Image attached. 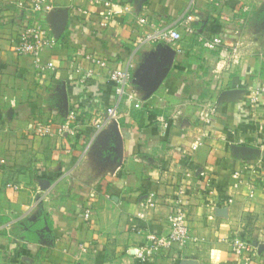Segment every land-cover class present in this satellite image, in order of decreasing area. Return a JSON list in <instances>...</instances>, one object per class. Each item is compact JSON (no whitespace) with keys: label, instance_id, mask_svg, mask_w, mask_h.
Wrapping results in <instances>:
<instances>
[{"label":"crops","instance_id":"crops-1","mask_svg":"<svg viewBox=\"0 0 264 264\" xmlns=\"http://www.w3.org/2000/svg\"><path fill=\"white\" fill-rule=\"evenodd\" d=\"M28 1L0 0V264H244L232 252L236 235L260 244L252 264H264V96L249 103V88L264 83V53L211 51L186 31L190 25L209 36L253 38L262 48L264 0H111L116 13L104 30L105 6L52 0L59 42L42 60L57 68L43 75L14 49L32 22L20 5ZM137 15L178 29L182 40L139 43L150 25ZM78 48L129 70L142 107L118 102L104 75L64 85ZM111 105L117 112L109 117ZM73 106L85 112L76 138L31 132L30 124L59 122ZM210 106L216 111L208 121ZM179 184H187L196 240L151 259L134 256L129 250L143 246L146 233L168 232V196ZM150 192L156 205L144 206Z\"/></svg>","mask_w":264,"mask_h":264},{"label":"built area","instance_id":"built-area-1","mask_svg":"<svg viewBox=\"0 0 264 264\" xmlns=\"http://www.w3.org/2000/svg\"><path fill=\"white\" fill-rule=\"evenodd\" d=\"M74 1L75 0H69L70 7H74ZM91 3L96 6L103 5L107 8L106 12H104L99 19V26L103 30L108 28L116 13L113 2L111 0H91ZM20 5L30 12L29 19L31 18L30 21L32 22L26 23L23 30L20 32L15 42V52L21 56L31 57L39 75H43L46 71L56 70L57 66L53 61L45 63L42 60L44 52L54 48L59 42V35L51 23V16L55 11L54 2L52 0H29L27 4L24 2ZM81 12L87 14L85 10H81ZM137 17L140 25H150V30L138 38L139 43L153 42L157 44L166 43L177 45L183 38L182 33L178 29L165 27L161 22H154L143 15H137ZM186 31L189 34H194L197 37L198 43L211 51L232 52V55L236 56V58L242 55L243 50L246 48H253L258 52L264 53V47L261 48L258 40L253 38L246 43L244 40H233L221 34L209 36L199 32L190 25L186 27ZM83 61L87 62V65H84ZM102 75H104L103 81L106 84L112 85L114 95L118 102L125 100L126 104H133L137 109L142 107V102L135 103L134 101L138 98L136 91L132 87L133 79L129 70L123 69L119 65L110 66V59L108 57L95 52H83L81 48H78L73 55L64 85L74 84L86 86L90 80L97 79ZM249 91V103L253 107L258 104L264 96V83L257 87H250ZM215 111L216 108L210 106L206 120L209 121V114ZM116 112L117 107L115 105L105 108L106 116L112 117ZM100 115L93 120L95 128L98 130L102 128L105 120V117L102 118ZM84 116V111L81 112L77 106H73L72 109H68L64 118L59 122L53 119L36 121L30 124L29 128L34 135L40 137H54L61 140L74 139L78 134V126L81 124ZM163 126L167 127V123L164 122ZM197 145L198 144L193 145L194 150L197 148ZM0 162L4 163L5 160L1 159ZM116 162V159H113L112 165L113 163L117 165ZM198 174L202 178V185L209 189L211 187V180L201 171H199ZM186 175L191 176V173L188 172ZM235 176L238 177L239 173H236ZM6 188L19 190L21 186L16 183L8 182ZM188 195L187 184H179L176 190L168 196L169 202L171 203L167 218L168 232L166 234L157 232L146 233L145 244L129 250L134 256L142 260L151 259L158 252L168 251L174 247H185L187 244L196 240L190 233V227L186 216L185 206ZM250 196H253V193H251ZM156 200V192H150L143 202V205L155 206ZM91 215L92 207L88 206L83 212V219L89 220ZM138 215L140 217L144 216L143 213H139ZM231 244L232 252L240 257L244 264H252L254 259L262 252L260 244L239 235L231 239Z\"/></svg>","mask_w":264,"mask_h":264},{"label":"trees","instance_id":"trees-1","mask_svg":"<svg viewBox=\"0 0 264 264\" xmlns=\"http://www.w3.org/2000/svg\"><path fill=\"white\" fill-rule=\"evenodd\" d=\"M43 217H44V215L40 216V218H39V220H38V223H37L36 225H33V229H36V228H38V227L41 226V224H42V222H43ZM25 236H30V235L25 234ZM31 238H32V237H31Z\"/></svg>","mask_w":264,"mask_h":264},{"label":"water","instance_id":"water-1","mask_svg":"<svg viewBox=\"0 0 264 264\" xmlns=\"http://www.w3.org/2000/svg\"><path fill=\"white\" fill-rule=\"evenodd\" d=\"M262 248V247H261Z\"/></svg>","mask_w":264,"mask_h":264}]
</instances>
